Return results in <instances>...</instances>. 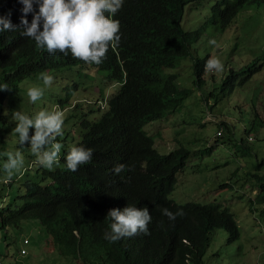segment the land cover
I'll return each mask as SVG.
<instances>
[{
	"label": "trees",
	"instance_id": "trees-1",
	"mask_svg": "<svg viewBox=\"0 0 264 264\" xmlns=\"http://www.w3.org/2000/svg\"><path fill=\"white\" fill-rule=\"evenodd\" d=\"M201 1L124 0L114 16L120 23V40L108 47L99 64L86 63L70 52L50 55L21 36L20 29L0 32V83L8 85L0 91V153L8 135L2 106L26 80L41 72L61 74L90 67L108 72V81L120 84L118 93L109 100L108 114L99 122L81 124L83 131L75 146L92 148V160L70 171L64 156L71 146L65 144L52 169L39 166L26 171L18 178L20 184L10 179L0 190L14 189L12 199L0 204V229L16 227L23 220H38L61 255L81 264H206L217 230L228 232L230 242L240 239L241 226L229 208L217 203L181 205L170 198L191 153L180 148L161 155L144 132L147 125L175 114L193 93L178 84L181 76L174 72L181 62L195 59L193 86L199 90L205 84L204 62L209 56L194 58L193 49L204 28L186 31L182 25L186 7ZM261 4L264 0H218L207 21L224 31L245 6ZM21 8L19 0H0V15L11 13L17 26ZM31 18L28 14L29 22ZM263 61L264 50L246 66L230 69L205 101L213 98L216 106L220 94L232 93L235 85L259 73ZM255 121L262 122L257 114ZM117 163L125 165L118 174L112 171ZM263 167L264 161L257 168L261 172ZM260 172L249 177L260 182L258 201L264 203V175ZM128 203L148 207L152 217L148 234L106 241L103 233L111 223L106 218L108 210L122 209ZM162 208L172 212L183 209L184 215L170 220Z\"/></svg>",
	"mask_w": 264,
	"mask_h": 264
},
{
	"label": "rangeland",
	"instance_id": "rangeland-1",
	"mask_svg": "<svg viewBox=\"0 0 264 264\" xmlns=\"http://www.w3.org/2000/svg\"><path fill=\"white\" fill-rule=\"evenodd\" d=\"M217 1L202 0L200 5L190 3L185 9L182 25L186 31L204 28L200 40L193 44L194 58L218 57L223 69L206 71L204 86L196 90L193 86L195 59L181 62L179 70L174 72L181 76L178 84L193 93L175 114L147 125L144 132L154 141L161 155H169L180 148L191 153L186 169L178 176L170 196L172 200L181 205L189 202L223 205L235 214L241 226V237L236 242L229 241L225 230L214 233L206 264H264V203L258 201L260 182L249 177L260 172L257 167L264 161V66L250 80L235 85L232 93L220 94L216 106L213 98L205 101L230 69L238 70L262 55L264 4L245 6L230 25L220 31L207 21L210 9ZM210 38L216 40L215 46L208 43ZM48 74L54 77L50 86L45 87L39 76L30 78L9 95L2 106L6 118L4 129L8 133L4 152L19 149L24 163L20 170H13L11 176L1 166L0 190L7 186L6 182H11L10 179L20 184L22 180L18 178L40 166L27 142L24 146L19 144L13 130L16 123L12 118L13 111L20 110L31 116L41 109L62 110V134L55 140L61 147L65 144L72 147L80 140L81 124L96 122L107 115L109 100L120 89V84L108 81V72L90 67ZM31 86L44 89L43 96L35 103H30L26 95V89ZM101 104L106 107L102 109ZM256 114L262 120L260 124L255 121ZM222 127L223 134L217 138ZM33 131L30 128L29 135ZM249 137L254 140L249 141ZM6 159V156H0V165ZM260 174L264 175V167ZM226 184L228 186L224 187ZM0 195L4 196L0 198V204L4 200L9 202L14 189L0 192ZM49 238L46 229L35 219L0 229V259L3 264H81L61 255L59 247ZM25 239L31 245H24ZM23 248L28 255H21Z\"/></svg>",
	"mask_w": 264,
	"mask_h": 264
},
{
	"label": "clouds",
	"instance_id": "clouds-1",
	"mask_svg": "<svg viewBox=\"0 0 264 264\" xmlns=\"http://www.w3.org/2000/svg\"><path fill=\"white\" fill-rule=\"evenodd\" d=\"M19 26L11 21V13L0 15V32L20 29V35L35 42V45L48 54L60 51L79 58L86 63H101L110 45L120 40V23L115 14L121 9L124 0H19ZM107 13V15H106ZM28 14L32 18L29 22ZM208 43L215 46L214 38ZM205 71L220 72L223 64L218 57L209 56L204 62ZM39 78L45 87L53 83L54 77L47 72H41ZM8 89L7 83H0V91ZM44 94V89L31 86L26 89L30 103H35ZM12 118L16 121L14 132L18 136L21 146L29 145L31 153L35 155L36 163L46 169H52L57 163L61 144L55 137L62 134L64 124L63 111L41 109L34 115L23 111H13ZM33 133L29 135V130ZM7 159L2 162V169L11 176L13 170H20L23 166V156L19 149L0 153ZM93 149L83 145L72 146L64 156L65 166L70 171H76L80 165L92 160ZM125 168L122 163L113 166L112 171L120 173ZM161 212L170 220L183 216V209L175 212L162 208ZM111 223L103 233L108 242H115L124 237H131L138 233L148 234V224L152 217L148 207H137L132 204L120 208H111L107 217Z\"/></svg>",
	"mask_w": 264,
	"mask_h": 264
},
{
	"label": "built area",
	"instance_id": "built-area-1",
	"mask_svg": "<svg viewBox=\"0 0 264 264\" xmlns=\"http://www.w3.org/2000/svg\"><path fill=\"white\" fill-rule=\"evenodd\" d=\"M105 105L106 104H104V105L101 104V108L104 109ZM222 134H223V129H220L218 131V133H217V136H222ZM249 140H253V138L252 137H249ZM29 243H30L29 240H24V245H29ZM27 254H28V251L23 248L21 250V255L25 256ZM0 264H3L1 259H0Z\"/></svg>",
	"mask_w": 264,
	"mask_h": 264
},
{
	"label": "crops",
	"instance_id": "crops-1",
	"mask_svg": "<svg viewBox=\"0 0 264 264\" xmlns=\"http://www.w3.org/2000/svg\"><path fill=\"white\" fill-rule=\"evenodd\" d=\"M25 240H28V239H25ZM48 240H50V238ZM50 242H51V240H50ZM29 245H31V242L29 243Z\"/></svg>",
	"mask_w": 264,
	"mask_h": 264
},
{
	"label": "bare ground",
	"instance_id": "bare-ground-1",
	"mask_svg": "<svg viewBox=\"0 0 264 264\" xmlns=\"http://www.w3.org/2000/svg\"><path fill=\"white\" fill-rule=\"evenodd\" d=\"M106 107V106H105ZM28 255V254H27Z\"/></svg>",
	"mask_w": 264,
	"mask_h": 264
}]
</instances>
